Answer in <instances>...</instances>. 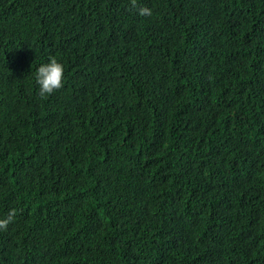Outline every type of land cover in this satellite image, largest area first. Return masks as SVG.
I'll return each instance as SVG.
<instances>
[{
	"label": "trees",
	"instance_id": "16d2710c",
	"mask_svg": "<svg viewBox=\"0 0 264 264\" xmlns=\"http://www.w3.org/2000/svg\"><path fill=\"white\" fill-rule=\"evenodd\" d=\"M137 4L0 0V264H264V0Z\"/></svg>",
	"mask_w": 264,
	"mask_h": 264
},
{
	"label": "clouds",
	"instance_id": "9594fccd",
	"mask_svg": "<svg viewBox=\"0 0 264 264\" xmlns=\"http://www.w3.org/2000/svg\"><path fill=\"white\" fill-rule=\"evenodd\" d=\"M132 8H138L139 15L151 16L152 11L147 6L139 7L137 0H130ZM35 81L39 86L38 96L46 99L64 86V65L54 56L38 67L35 72ZM16 216V209H10L5 218H0V229L7 230L8 225Z\"/></svg>",
	"mask_w": 264,
	"mask_h": 264
}]
</instances>
